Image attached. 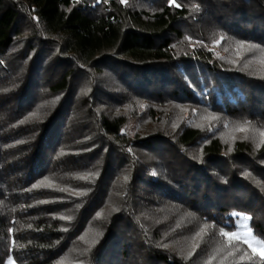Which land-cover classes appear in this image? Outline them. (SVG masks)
<instances>
[{
    "label": "trees",
    "instance_id": "obj_1",
    "mask_svg": "<svg viewBox=\"0 0 264 264\" xmlns=\"http://www.w3.org/2000/svg\"><path fill=\"white\" fill-rule=\"evenodd\" d=\"M176 3L0 0V264H264V143L181 114L264 131V0Z\"/></svg>",
    "mask_w": 264,
    "mask_h": 264
},
{
    "label": "rangeland",
    "instance_id": "obj_2",
    "mask_svg": "<svg viewBox=\"0 0 264 264\" xmlns=\"http://www.w3.org/2000/svg\"><path fill=\"white\" fill-rule=\"evenodd\" d=\"M181 114L185 116L186 114L188 116H191L192 119L194 118L195 121H199L201 124L211 125V126H217L219 127L220 135L224 138L226 144L233 145L234 142L238 139H245L248 138L250 140H253L255 142L261 143L262 140H264V137H261L259 133L263 130L258 129L255 126H247L249 130L247 132L239 131L238 128L241 126L240 124H229V126H221L220 125V119L221 117H218L217 114L202 111L201 113H197L196 111L192 112V110H181ZM246 126V125H245ZM145 130V128H144ZM235 243V242H233ZM233 253H238L240 250V247H233ZM7 264H17L16 260L12 257L7 261Z\"/></svg>",
    "mask_w": 264,
    "mask_h": 264
},
{
    "label": "snow or ice",
    "instance_id": "obj_3",
    "mask_svg": "<svg viewBox=\"0 0 264 264\" xmlns=\"http://www.w3.org/2000/svg\"><path fill=\"white\" fill-rule=\"evenodd\" d=\"M123 3H127V0H122ZM171 4L175 5L176 7H180V4L176 3V0H171ZM246 47L245 44L241 43L239 45L240 49H244ZM249 49L254 48V45H247ZM36 114L33 113V117H35ZM32 118V117H30ZM239 131L247 132L249 128L245 125H241L238 128ZM261 137H264V131H261L259 133ZM261 143H264V140L261 141ZM41 186H46V187H55L50 181H42L40 185H36V187H41ZM60 191H65L66 189H58ZM240 215V214H236ZM241 220L243 221H250L249 216H240ZM61 219H68L66 217H61ZM242 228L245 229L243 235H241L239 232L236 231H221V235L226 238L228 242V248L231 249L235 245L233 242H236V244L239 243H244L247 244L248 247L251 249V252L253 255H258L261 257L262 260H264V240L257 239L255 236L252 234V229L249 224H242ZM231 255V253H229ZM241 259H243V256H241Z\"/></svg>",
    "mask_w": 264,
    "mask_h": 264
}]
</instances>
